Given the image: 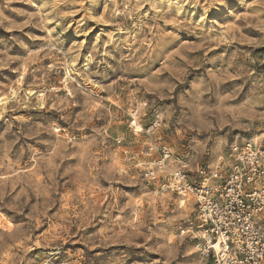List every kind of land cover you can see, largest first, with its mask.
I'll return each mask as SVG.
<instances>
[{"label":"rangeland","instance_id":"obj_1","mask_svg":"<svg viewBox=\"0 0 264 264\" xmlns=\"http://www.w3.org/2000/svg\"><path fill=\"white\" fill-rule=\"evenodd\" d=\"M236 141L264 0H0V264H213L151 148L194 179Z\"/></svg>","mask_w":264,"mask_h":264},{"label":"built area","instance_id":"obj_2","mask_svg":"<svg viewBox=\"0 0 264 264\" xmlns=\"http://www.w3.org/2000/svg\"><path fill=\"white\" fill-rule=\"evenodd\" d=\"M154 149L160 152L153 164L157 170L167 161L175 164L164 191L193 198L203 255L213 264H264V146L236 141L194 179L180 156L166 147Z\"/></svg>","mask_w":264,"mask_h":264},{"label":"bare ground","instance_id":"obj_3","mask_svg":"<svg viewBox=\"0 0 264 264\" xmlns=\"http://www.w3.org/2000/svg\"><path fill=\"white\" fill-rule=\"evenodd\" d=\"M134 125L137 126V129L141 131V128H140V126L137 125V123H134ZM252 143L255 144V142H252ZM178 196H180V195H178ZM180 198L181 199H180V203L179 204H181V206H183V205H186V203L188 201L186 198H190V197H188V196H180ZM218 247H219L218 244L215 245V249L218 250Z\"/></svg>","mask_w":264,"mask_h":264}]
</instances>
